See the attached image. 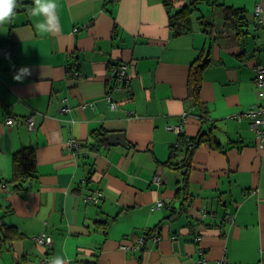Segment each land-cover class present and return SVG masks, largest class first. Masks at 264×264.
I'll return each mask as SVG.
<instances>
[{"label":"crops","instance_id":"crops-1","mask_svg":"<svg viewBox=\"0 0 264 264\" xmlns=\"http://www.w3.org/2000/svg\"><path fill=\"white\" fill-rule=\"evenodd\" d=\"M41 4L55 7L42 13L17 0L0 24V46L12 50L0 56V216L24 234L0 264H264V150L246 114L264 103L255 84L264 0ZM185 7L192 30L176 34L170 19ZM231 8L243 12L237 25L226 22ZM121 62L126 82L112 75ZM200 64L196 96L190 74ZM21 68L30 74L18 81ZM8 115L18 123L7 125ZM99 131L107 144L92 148ZM114 132L126 144L113 143ZM202 134L219 146L202 141L191 151ZM27 147L37 172L17 192L12 158ZM44 231L50 245L35 241Z\"/></svg>","mask_w":264,"mask_h":264},{"label":"trees","instance_id":"trees-1","mask_svg":"<svg viewBox=\"0 0 264 264\" xmlns=\"http://www.w3.org/2000/svg\"><path fill=\"white\" fill-rule=\"evenodd\" d=\"M171 1V0H169ZM17 2V0H16ZM169 8L171 7V3L168 4ZM226 22L230 20L235 25L238 22L244 20L243 12L240 10H236L231 8L230 12L226 13ZM170 25L174 29L176 34H183L192 30L189 18V9L183 8L180 12L173 15L170 19ZM236 28V27H232ZM241 27H237L236 30L238 34H243V29ZM201 70L202 64L194 65L190 74V86L192 88L193 93L197 96V91L199 90V83L201 80ZM197 101V100H196ZM204 134L200 135L199 137L192 138L190 140L191 151H194L197 146L202 142L206 141L215 146H219L216 141L212 142L211 138H203ZM96 139V143L93 144L92 148H96L98 146L107 144V134L105 131L97 132L94 136ZM81 145V144H80ZM82 150V145L80 146ZM13 163V176L11 179V183L13 184L14 189L17 192H21L22 190L26 189V183L28 180H31L35 177L37 172V160H36V153L35 149L31 147L23 148L13 154L12 158ZM46 232V231H45ZM155 232V229L147 230L145 235L146 240L152 237V233ZM42 233V232H41ZM48 233V232H47ZM49 234V233H48ZM24 236V234L15 226H10L5 221V213L0 216V258L2 254L5 252L6 248L8 247L9 243L14 242L17 239H20ZM53 239V238H52Z\"/></svg>","mask_w":264,"mask_h":264},{"label":"built area","instance_id":"built-area-1","mask_svg":"<svg viewBox=\"0 0 264 264\" xmlns=\"http://www.w3.org/2000/svg\"><path fill=\"white\" fill-rule=\"evenodd\" d=\"M262 14V7L260 5H256L255 8V16L260 19ZM12 50L7 46H0V56L11 54ZM112 75L116 79L117 82H126L130 78L129 65L127 63L121 62L112 65ZM255 84L258 88L259 92L264 96V65H258L256 67V75H255ZM115 107L114 103L112 104ZM63 111H67L68 107H63ZM250 118V128L255 131L256 136L259 140V146L264 150V103L259 105H253L250 109H248L247 113ZM29 129H34L36 126V120L33 115L24 118ZM5 122L9 126H14L18 123V119L14 116L8 115L5 119ZM170 130H173L177 133H182L183 125L182 124H173L168 125L167 127ZM69 150L72 153H78L81 150L80 142L77 139H71L68 143ZM154 182L160 183L161 178L159 175H155L153 178ZM93 200L98 201L101 195H93L91 196ZM162 201L158 202V206H161ZM228 218L230 220L233 219V216L228 213ZM35 241L41 245H50L53 241L52 236L47 232H42L35 237ZM154 240H158L159 236L156 235L153 237ZM145 241V236L140 237L138 239V245H142ZM218 264H227V259L222 258L218 262Z\"/></svg>","mask_w":264,"mask_h":264},{"label":"clouds","instance_id":"clouds-1","mask_svg":"<svg viewBox=\"0 0 264 264\" xmlns=\"http://www.w3.org/2000/svg\"><path fill=\"white\" fill-rule=\"evenodd\" d=\"M34 3L40 5L39 11L42 13H49L50 8L55 7L54 5H42L41 0H34ZM15 4L16 0H0V24L8 22L9 18L14 14L13 8ZM49 22H51V17L49 18ZM36 27L41 32H49L42 23L37 24ZM28 74H30L28 68H21L18 70V74L14 76V79L19 81L22 76Z\"/></svg>","mask_w":264,"mask_h":264},{"label":"water","instance_id":"water-1","mask_svg":"<svg viewBox=\"0 0 264 264\" xmlns=\"http://www.w3.org/2000/svg\"><path fill=\"white\" fill-rule=\"evenodd\" d=\"M113 143L126 144L125 135L122 132H114L109 135Z\"/></svg>","mask_w":264,"mask_h":264}]
</instances>
